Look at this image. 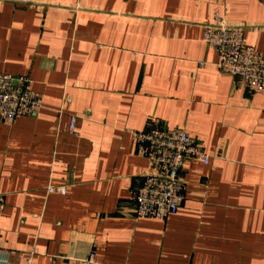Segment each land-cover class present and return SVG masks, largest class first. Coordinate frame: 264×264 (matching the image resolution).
Masks as SVG:
<instances>
[{
  "label": "crops",
  "instance_id": "0c3cea01",
  "mask_svg": "<svg viewBox=\"0 0 264 264\" xmlns=\"http://www.w3.org/2000/svg\"><path fill=\"white\" fill-rule=\"evenodd\" d=\"M216 14L264 52V0H0V73L42 99L0 122L10 264H264V97L217 70ZM156 127L211 158L185 163L165 220L134 211L150 166L132 133Z\"/></svg>",
  "mask_w": 264,
  "mask_h": 264
},
{
  "label": "built area",
  "instance_id": "2783aa9c",
  "mask_svg": "<svg viewBox=\"0 0 264 264\" xmlns=\"http://www.w3.org/2000/svg\"><path fill=\"white\" fill-rule=\"evenodd\" d=\"M203 42L217 53L219 72L234 76L242 88L264 97V52L246 42L241 28L229 25L216 14L213 22L204 27ZM41 108L42 99L33 91L29 78L0 73V122L13 124ZM74 127L72 120V131ZM132 136L138 153L150 166L142 186L134 193L135 216L165 220L176 214L183 203L180 172L185 163L197 160L208 165L211 158L183 129L156 127L133 132ZM47 192L65 195L66 188L50 186ZM9 257L10 254H0V264H10ZM27 264H32V258Z\"/></svg>",
  "mask_w": 264,
  "mask_h": 264
}]
</instances>
